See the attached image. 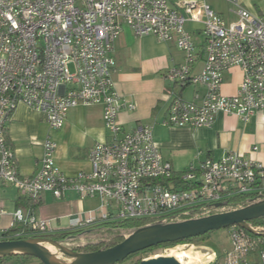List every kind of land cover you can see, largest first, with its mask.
Returning <instances> with one entry per match:
<instances>
[{
	"label": "built area",
	"instance_id": "built-area-1",
	"mask_svg": "<svg viewBox=\"0 0 264 264\" xmlns=\"http://www.w3.org/2000/svg\"><path fill=\"white\" fill-rule=\"evenodd\" d=\"M226 1L236 6L235 20L225 21L204 0H0V181L31 204L44 192L56 199L66 192L100 198L97 214L72 219L78 228L124 220L178 221L235 209L225 204L232 197L264 196L260 162L227 152L174 172L160 154L153 125L138 123L126 130L118 120L120 111L135 107L111 78L112 43L123 25L136 36L175 43L185 62L168 70V80L203 89L193 100L169 89L162 124L209 127L220 112L245 122L264 111V20L242 0ZM186 20L202 23V65L196 72L191 64L198 52ZM233 67L241 70V81L233 95H224L223 74ZM20 103L43 114L52 129L62 126L71 108L100 105L108 140L90 148L89 172L63 174L54 163L55 144L45 138L36 173L21 176L5 138ZM13 224L24 226L25 236L49 234L48 221L36 218L31 208H16ZM251 226L259 234L237 225L228 228L230 246L222 264H250L253 252L264 264V226Z\"/></svg>",
	"mask_w": 264,
	"mask_h": 264
},
{
	"label": "crops",
	"instance_id": "crops-1",
	"mask_svg": "<svg viewBox=\"0 0 264 264\" xmlns=\"http://www.w3.org/2000/svg\"><path fill=\"white\" fill-rule=\"evenodd\" d=\"M204 3L225 21L237 18L236 6L226 0H204ZM241 5L264 19V0H242ZM184 27L192 34L198 52V57L191 64L192 72H196L202 65V23L186 20ZM110 54L114 61L111 69L114 88L135 106L133 110L120 111L118 120L126 130L138 123L153 125V136L160 154L170 162L174 172L197 166L207 158L219 159L227 152L243 154L264 165V111L255 112L245 122L234 115L220 112L209 127H173L161 123L169 104V89L185 100H193L195 92L199 95L203 93L201 88L175 86L168 80V70L185 62L184 51L175 43L158 41L151 34L136 36L128 26L123 25L112 43ZM241 75L237 67L225 71L220 87L222 94L233 95ZM5 138L21 176L36 173L45 138H50L55 144L53 159L57 168L66 176H74L79 172H89V150L96 142L108 140V133L103 125L100 105L73 107L62 126L52 129L43 114L20 103L7 123ZM101 202L95 196L79 198L75 192H66L60 199L44 192L36 204H31L19 195L13 185L0 181V232L19 225L13 224L16 208H31L36 218L48 221L49 234L81 229L84 233L87 230L90 232L102 223L78 228L72 226L71 221L74 218L84 219L89 212L97 214ZM229 246L221 249L213 245L199 246L200 255L193 253V248L188 252L197 260L204 259L201 264H222L224 252ZM248 260L250 264L260 263L256 252L251 253Z\"/></svg>",
	"mask_w": 264,
	"mask_h": 264
},
{
	"label": "water",
	"instance_id": "water-1",
	"mask_svg": "<svg viewBox=\"0 0 264 264\" xmlns=\"http://www.w3.org/2000/svg\"><path fill=\"white\" fill-rule=\"evenodd\" d=\"M261 217H264V198L251 201L242 207L206 216L172 222L149 223L133 230L121 242L106 249L91 252L73 251L57 241L40 236L0 239V257L24 254L34 257L42 264H116L132 254L159 244L199 237L210 231L233 225L257 235L259 233L252 228L249 221ZM260 234L264 236V232ZM47 245L55 247L69 260L56 259L52 253L47 252ZM133 264H179V262L172 256H155Z\"/></svg>",
	"mask_w": 264,
	"mask_h": 264
},
{
	"label": "trees",
	"instance_id": "trees-1",
	"mask_svg": "<svg viewBox=\"0 0 264 264\" xmlns=\"http://www.w3.org/2000/svg\"><path fill=\"white\" fill-rule=\"evenodd\" d=\"M7 144V141H6ZM8 145V144H7ZM264 196L261 197H252V196H236L232 197L230 199H227L225 204L230 205L231 208H238L246 205L247 203L251 201H256L263 199ZM191 218V217H188ZM188 218H183L179 220H184ZM178 220V221H179ZM151 223L149 220H124L119 222H105L102 223L101 226H99L97 229L94 230H87L85 233L84 230H79L75 232H69V233H56V234H47L40 237L46 238V239H52L54 241H57L73 251L77 252H91L96 251L99 249H106L108 247H111L119 242H121L127 235H129L133 230L140 228L142 226H145L147 224ZM249 223L252 225H260L264 226V217L257 218L250 220ZM114 229V230H113ZM213 231H210L202 236L199 237H193L188 238L184 240H179L176 242H170V243H163L159 244L155 247H168L171 245H175L178 243H185V242H191L195 241L197 239L205 238ZM91 233V234H89ZM93 233V234H92ZM27 230L22 225H17L16 227L9 228L6 231L0 232V237L3 239H15V238H28L31 236H25L27 235ZM97 235L98 237L94 240H89L87 237L90 235ZM21 235V236H19ZM33 237V236H32ZM82 243V245H80ZM155 247L148 248L143 251L151 250ZM141 252V251H140ZM132 255L128 256L125 260L118 262L116 264H122L124 261H126L128 258H130ZM9 259H13L15 261H19V264H28L31 260H34L35 258L29 255L24 254H15L10 256H3L0 257V264H5L6 261ZM37 260V259H36ZM37 264H42L37 260Z\"/></svg>",
	"mask_w": 264,
	"mask_h": 264
},
{
	"label": "rangeland",
	"instance_id": "rangeland-1",
	"mask_svg": "<svg viewBox=\"0 0 264 264\" xmlns=\"http://www.w3.org/2000/svg\"><path fill=\"white\" fill-rule=\"evenodd\" d=\"M195 217H198V215L193 216V218H195ZM228 228L213 231L210 234H208L207 237L197 239L195 241L178 243V244L171 245L168 247H155L151 250L137 252L135 254H132V256L130 258H128L126 261H124L122 264H133V263L139 262L141 260H145L147 258L155 257V256L173 255L174 257H176L182 251H188V250L190 251V249H192V248H193V253L200 255L199 249H198L199 246L209 247L210 245H213V246L217 247V249H221L222 247L227 246L229 244ZM97 237L98 236L95 234V235H90L87 238L89 240H94ZM80 245H82V243H80ZM51 247H52V250H51L52 255L56 259H58L60 261L69 260V258L67 256L61 254L59 252V250H57L55 247H53V246H51ZM193 258H195V257H193L191 254L189 260L193 259ZM5 264H19V261L9 259L8 261L5 262ZM28 264H37V260L36 259L31 260L30 262H28ZM218 264H220V262H218Z\"/></svg>",
	"mask_w": 264,
	"mask_h": 264
},
{
	"label": "bare ground",
	"instance_id": "bare-ground-1",
	"mask_svg": "<svg viewBox=\"0 0 264 264\" xmlns=\"http://www.w3.org/2000/svg\"><path fill=\"white\" fill-rule=\"evenodd\" d=\"M46 248H47L46 250L49 254L52 253L51 252V250H52L51 246L47 245ZM190 255H191V253H189L188 251H182L176 257H174L173 255H168V256L174 257L179 262V264H201L202 262H204V259H202V258L199 260H197L196 258L189 260Z\"/></svg>",
	"mask_w": 264,
	"mask_h": 264
}]
</instances>
